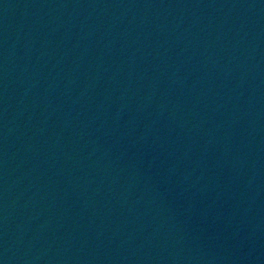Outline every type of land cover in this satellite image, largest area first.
Instances as JSON below:
<instances>
[{
    "label": "water",
    "instance_id": "water-1",
    "mask_svg": "<svg viewBox=\"0 0 264 264\" xmlns=\"http://www.w3.org/2000/svg\"><path fill=\"white\" fill-rule=\"evenodd\" d=\"M0 264H264V0H0Z\"/></svg>",
    "mask_w": 264,
    "mask_h": 264
}]
</instances>
